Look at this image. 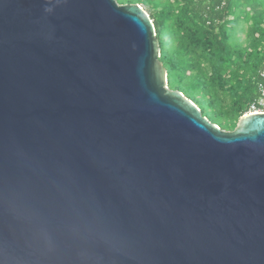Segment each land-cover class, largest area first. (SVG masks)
<instances>
[{"label":"water","instance_id":"water-1","mask_svg":"<svg viewBox=\"0 0 264 264\" xmlns=\"http://www.w3.org/2000/svg\"><path fill=\"white\" fill-rule=\"evenodd\" d=\"M161 55L139 3L0 0V264H264V112Z\"/></svg>","mask_w":264,"mask_h":264},{"label":"trees","instance_id":"trees-1","mask_svg":"<svg viewBox=\"0 0 264 264\" xmlns=\"http://www.w3.org/2000/svg\"><path fill=\"white\" fill-rule=\"evenodd\" d=\"M149 5L169 86L235 129L264 67V0H118ZM246 31V44L239 32ZM210 109V111H207Z\"/></svg>","mask_w":264,"mask_h":264},{"label":"built area","instance_id":"built-area-1","mask_svg":"<svg viewBox=\"0 0 264 264\" xmlns=\"http://www.w3.org/2000/svg\"><path fill=\"white\" fill-rule=\"evenodd\" d=\"M256 89L257 98L249 105L248 111L245 114L264 112V67L258 72Z\"/></svg>","mask_w":264,"mask_h":264},{"label":"rangeland","instance_id":"rangeland-1","mask_svg":"<svg viewBox=\"0 0 264 264\" xmlns=\"http://www.w3.org/2000/svg\"><path fill=\"white\" fill-rule=\"evenodd\" d=\"M142 6L146 9V10H149V5H145V4H142ZM239 36H240V38L242 39V41H244V44H246V31L244 30V29H242L240 32H239ZM207 111H210V109H208ZM222 128H224V129H226V130H230L229 128H227V127H222Z\"/></svg>","mask_w":264,"mask_h":264}]
</instances>
